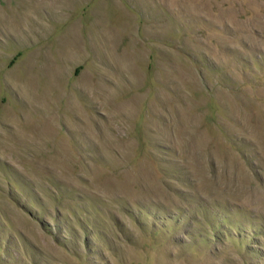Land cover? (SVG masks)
Here are the masks:
<instances>
[{
  "label": "rangeland",
  "instance_id": "374dc122",
  "mask_svg": "<svg viewBox=\"0 0 264 264\" xmlns=\"http://www.w3.org/2000/svg\"><path fill=\"white\" fill-rule=\"evenodd\" d=\"M0 264H264V0H0Z\"/></svg>",
  "mask_w": 264,
  "mask_h": 264
}]
</instances>
